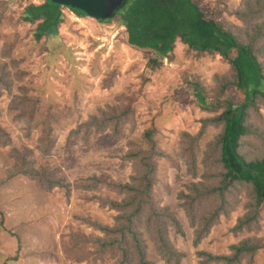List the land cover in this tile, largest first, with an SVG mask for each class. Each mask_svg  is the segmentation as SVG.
Masks as SVG:
<instances>
[{"label":"trees","instance_id":"trees-1","mask_svg":"<svg viewBox=\"0 0 264 264\" xmlns=\"http://www.w3.org/2000/svg\"><path fill=\"white\" fill-rule=\"evenodd\" d=\"M16 0L0 1V26L8 6ZM24 2L17 13L19 24H29L32 41L45 40L54 48L61 44L58 28L64 21L63 6L44 0L40 4ZM79 17L85 13L66 7ZM204 8L198 0H126L105 29L123 28L119 42L142 51L147 56L146 67L159 70L164 61L174 62L176 43L185 45V54L200 59L219 57L228 66L224 73H215L205 83L197 77L185 79V84L203 94L200 107L206 116L199 119L196 132L181 131L175 151L167 153L160 147V132L153 124L144 129L138 139H130L122 157L131 163L129 181H105L89 176L79 183L94 192L100 185L114 191V197L93 194L102 207L116 212L111 225L85 219L84 222L100 232L99 235H72L71 247L92 244L88 258L112 264H182L184 254L173 245L171 232L184 235L177 211L161 205L155 194L158 188L168 194L169 183L160 174V160L169 162L179 174L188 176L176 192L177 206L192 229L193 245L198 246L222 218L228 219L239 206L244 213L237 218L231 233H254L229 247L228 254L215 255L197 251L199 264H254L255 257L264 251L261 229L264 211V0H240L236 6ZM233 18L234 21H231ZM102 23L106 20H100ZM5 37L0 32V40ZM17 42L5 43L0 51L6 61L0 62V94L17 88L14 120L24 122V136L37 131V148L42 160L25 143L14 144L0 123V147H9L12 165L6 182L18 176L32 180L45 192L54 189L71 191L72 185L60 176L59 168L48 162L55 145L56 127L61 123L52 111L44 108L42 94L29 83L15 86L28 75L21 68L24 59L12 55ZM44 46V45H43ZM45 49L46 46H44ZM114 74L102 82L111 87ZM149 81L142 76V85ZM25 82V81H24ZM205 97L208 100L205 103ZM138 96L135 93L117 94L115 103H106L70 130L71 136L84 132L102 134L110 130L117 137L126 123H134ZM77 186V185H76ZM18 256L7 261H17Z\"/></svg>","mask_w":264,"mask_h":264},{"label":"rangeland","instance_id":"rangeland-1","mask_svg":"<svg viewBox=\"0 0 264 264\" xmlns=\"http://www.w3.org/2000/svg\"><path fill=\"white\" fill-rule=\"evenodd\" d=\"M3 1V0H0ZM44 0H29L40 4ZM202 7L213 6L222 10L226 5L236 6L240 0H198ZM24 2L16 0L8 6L0 32V51L5 43L17 42L12 55L24 59L21 68L28 72L15 86L29 83L42 94L44 108L53 104V112L61 123L56 127L55 145L48 162L59 168V174L72 185L71 191L54 189L45 192L37 188L26 177L10 178L6 182L12 165L9 147H0V264H112L109 255L104 261L88 258L93 245L71 247L72 235H99L85 219H92L111 225L116 212L102 207L92 195L114 197L116 193L100 185L99 190H85L79 183L89 176L105 181L128 182L132 172L131 163L123 160L128 150V141L138 139L142 131L152 124L160 132V147L167 153L175 151L181 131L196 132L199 119L205 117L202 111L203 94L185 84L191 76L209 83L215 73H224L228 66L219 57L194 59L185 54V45L178 41L175 48L176 61H164L159 70L146 67L147 56L125 43L119 42L121 31L105 29L113 20L99 22L89 17H79L63 7L64 21L58 28L61 44L54 48L44 39L32 41L29 24L18 23L17 13ZM1 10V8H0ZM234 21L233 18H230ZM46 46L45 49L44 46ZM0 55V62L6 61ZM114 74L112 85L104 89L102 81ZM142 76L149 81L142 85ZM25 81V82H24ZM137 94L134 123H126L117 137L110 130L94 134L91 130L78 136H71L70 130L90 114H96L99 107L115 103L117 94ZM19 96L17 88L0 94V123L10 134L15 145L25 143L35 151L34 157L42 160L37 148V131L30 138L24 136V122L14 120L18 110L13 104ZM208 100L205 97V103ZM160 174L172 192L168 194L158 188L155 192L161 205H168L177 211L184 235L171 232L173 245L184 254L182 264H199L197 251H208L215 255L228 254L229 247L254 233H231L236 220L244 213L242 206L228 219L222 218L210 234L198 246L193 245L192 229L179 210L176 192L182 188L188 176L179 174L169 162L160 160ZM77 185V186H76ZM261 219L264 234V211ZM18 256L17 261L7 258ZM157 264H162L155 256ZM254 264H264V251L255 257Z\"/></svg>","mask_w":264,"mask_h":264},{"label":"water","instance_id":"water-1","mask_svg":"<svg viewBox=\"0 0 264 264\" xmlns=\"http://www.w3.org/2000/svg\"><path fill=\"white\" fill-rule=\"evenodd\" d=\"M63 7H73L93 20H107L122 9L126 0H51Z\"/></svg>","mask_w":264,"mask_h":264},{"label":"flooded vegetation","instance_id":"flooded-vegetation-1","mask_svg":"<svg viewBox=\"0 0 264 264\" xmlns=\"http://www.w3.org/2000/svg\"><path fill=\"white\" fill-rule=\"evenodd\" d=\"M99 22H101L100 20H98ZM104 21V20H103Z\"/></svg>","mask_w":264,"mask_h":264}]
</instances>
